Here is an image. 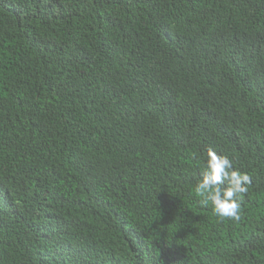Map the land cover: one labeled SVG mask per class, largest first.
Returning a JSON list of instances; mask_svg holds the SVG:
<instances>
[{"label": "trees", "instance_id": "1", "mask_svg": "<svg viewBox=\"0 0 264 264\" xmlns=\"http://www.w3.org/2000/svg\"><path fill=\"white\" fill-rule=\"evenodd\" d=\"M209 147L250 176L238 221L193 191ZM9 167L56 232L28 251L0 223V264H264V0H0Z\"/></svg>", "mask_w": 264, "mask_h": 264}, {"label": "clouds", "instance_id": "2", "mask_svg": "<svg viewBox=\"0 0 264 264\" xmlns=\"http://www.w3.org/2000/svg\"><path fill=\"white\" fill-rule=\"evenodd\" d=\"M202 169L201 178L193 187L200 204L210 205L221 220L238 221L250 176L234 168L227 155L211 147L206 150ZM5 181L7 185L0 180V223L6 239L28 251L50 247L46 239L56 232L55 192L48 190L47 182L32 168L16 172L9 167ZM95 207H104V202ZM72 264H77L74 257Z\"/></svg>", "mask_w": 264, "mask_h": 264}]
</instances>
